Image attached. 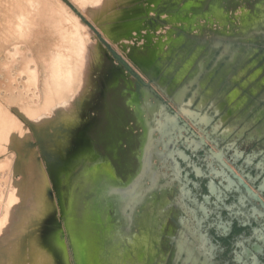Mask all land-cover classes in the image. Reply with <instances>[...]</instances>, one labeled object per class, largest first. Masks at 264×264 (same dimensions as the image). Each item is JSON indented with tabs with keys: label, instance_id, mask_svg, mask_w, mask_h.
<instances>
[{
	"label": "rangeland",
	"instance_id": "1",
	"mask_svg": "<svg viewBox=\"0 0 264 264\" xmlns=\"http://www.w3.org/2000/svg\"><path fill=\"white\" fill-rule=\"evenodd\" d=\"M94 1L0 0V264H61L60 245L67 264H203L177 184L162 189L155 175L130 230L118 204L99 197L139 173L144 135L131 102L135 75L152 80L144 69L160 70L157 83H188L183 95L202 122L223 111L222 97L224 114H232L224 128L264 126V0H97L101 23L83 11L95 10ZM201 84L215 101L194 89ZM63 112L73 125L61 123ZM76 128L83 143L73 151L81 153L65 162L53 140ZM178 162L188 187L201 183L203 203L208 184ZM203 229L206 243V221ZM233 229L230 237L211 233L228 253L248 228L235 222ZM231 261L214 255L207 263Z\"/></svg>",
	"mask_w": 264,
	"mask_h": 264
},
{
	"label": "bare ground",
	"instance_id": "2",
	"mask_svg": "<svg viewBox=\"0 0 264 264\" xmlns=\"http://www.w3.org/2000/svg\"><path fill=\"white\" fill-rule=\"evenodd\" d=\"M95 5H97V0L94 1V4H92L95 10H90V8L86 9L85 5H82L83 11L86 12V15L89 19L95 20L99 18L98 22L101 23L102 17L104 16L95 7ZM103 28L105 27L103 26ZM94 52L95 51H93V53L91 52L92 56H96L94 55L95 54ZM143 71L144 73L148 74L152 79L149 84H152V82H154L155 87L151 88L154 90V93L151 92L149 86L145 87L144 89L140 87L139 92L137 94L138 96H134L136 99L135 101L131 102L134 109L136 110V114L142 125L143 135H144L142 139L143 146L141 148L142 151L140 155L141 157H140L139 173L135 177V179H133L127 185H120L116 188L113 186H109V188L107 189L108 192L106 194L104 192L103 195L99 197V201L100 203H104L105 201H112V202L114 201L115 204H118L119 217L121 218V221L125 220L130 230L132 225L135 224V219L137 215L140 212L142 211L144 212L147 209V203H148L147 201L151 194V188L149 185L151 179L154 178L155 175L158 176L160 174L163 182L158 184L159 187L162 189H166L168 187H173V186L175 187L178 181L180 193H181L180 197H178V200L179 203H181V206L183 207L186 214H188L189 231L194 239V240L192 239L191 242L193 246L192 248L195 249L199 254L203 255V259L205 260L203 264H208L207 262L209 260V252L207 251L206 246L204 245L205 244L203 242L204 239L203 236L201 235V232H203L204 230L203 225L205 224V221L208 219V215H209L207 214V210H206L208 202H206L202 207V212L200 211V208L196 207V205L198 204L197 197L192 192V190L189 189L188 183L187 185H185L181 181V175L177 167V165L180 167V163H178V158L174 157L175 152L171 148V145H174L177 142L178 146L179 145L185 146L187 151L194 150L193 151L194 155H197V153L201 148L200 147L193 148L192 143H190L191 142L190 138L188 137L189 133H187L186 129H182L181 127L182 123H180L179 121H175L173 117L169 116L165 112V109L162 107V105H160L157 102L158 100L156 101L157 97H155V95L156 94L159 95L162 100H163V96H165L177 110L176 113L178 114L180 120L186 123L192 130H194L193 128H195L198 131V133L202 135L200 138L197 132L195 131L198 136L197 139L201 140L202 146L204 147V149L202 150H205L206 149L205 145H208V143H210L213 152L214 150H218L219 152L221 151V145L224 143V139H223L224 133L221 134L220 132L223 128V119L220 117V115L223 111H221L220 109V111L216 113L213 112L216 117H212L211 121L208 123L202 122L200 121V119L196 114L191 113L192 107L190 104L186 102L188 97L184 96L185 92L181 90L178 91L175 88V84H174L175 81H170V78L164 77L163 79H161L159 83H157V80L154 78L160 76L159 69L149 67V70L144 69ZM156 90H158V92H156ZM145 98H147L148 100ZM83 105H84V101L82 102L81 105L82 111H83ZM61 115H62V120H61L62 124L73 125L66 123L68 119L66 113L63 112L61 113ZM78 121L79 123L75 125H78L79 128L81 126L82 118L78 119ZM78 128H76L75 130L67 129L64 132L62 129L61 132H59L55 136V139L53 140L54 143H56V145L59 144L64 149L63 152L58 151V153L62 154L65 162H67L68 159H70V157L73 158V156L75 155L77 156L79 152L81 153V151L77 153L76 151H73V148L76 147L77 144L81 146V143H83V140L81 141H78L80 139L77 140L76 134ZM185 154L187 153L185 152ZM178 155L181 156L180 154ZM183 160L186 161V158H184ZM233 160L234 162L237 161V159H233ZM262 164L263 163H261V165ZM263 169H264V165H263ZM198 172L199 173L197 175L199 177L203 176V173L200 171V169L198 170ZM208 176L210 177V175H207V177ZM58 178H60L59 175H57V178L55 179L57 180ZM75 194H76L75 198L80 196L81 195L80 190L76 191ZM165 211H166L165 207H162V209H158V212L161 215H163ZM115 245H116V241L114 243V246ZM59 247H60V251H59L60 262L61 264H67L63 260V255H62L63 250L61 245ZM211 255H214V252H211ZM7 264H18V263L7 262Z\"/></svg>",
	"mask_w": 264,
	"mask_h": 264
},
{
	"label": "flooded vegetation",
	"instance_id": "3",
	"mask_svg": "<svg viewBox=\"0 0 264 264\" xmlns=\"http://www.w3.org/2000/svg\"><path fill=\"white\" fill-rule=\"evenodd\" d=\"M139 84L143 89L148 87L141 83ZM187 85L188 83L185 85V87ZM185 87L180 88L178 85L177 90L184 91ZM151 88L152 87L149 86V89ZM198 88H201L199 91H202L203 89V95L201 96H206L210 99L212 98L210 94L204 93L202 84L194 87V89ZM194 89L192 91H194ZM216 99L212 98L210 103ZM218 100L219 101L217 102H223L224 105V109L220 117L223 119V121L225 120V117H230L228 120H226V122H224L223 128L221 130V134L224 133V143L221 145V150H224L220 152L218 150H214V153H216L218 156V158H215L209 152V148L212 147L210 143H208V147L205 150H202L204 147L202 146L201 140L189 134L188 137L190 138V143H192L193 148L200 147L201 149L198 153L196 152L197 155H195V157L192 153L194 150H188V154H191L192 158L194 157V160L184 161L183 159H180V162L184 163L183 168H185L186 171L190 173V178H197L199 179V183L201 181H206V184H208L207 189L209 191L208 196L210 198H208L206 209L207 214H209L208 219L206 220V231L210 233L211 240H206L208 243L206 242L204 245L209 252V259H211V257L213 259V256L215 255L217 259H221L224 262L233 260V264H264L261 261V259L264 258V244H262L264 243V209L258 202H255L254 200L251 205L246 204L245 202H243L241 205L238 203V194H236V192L233 190L238 188L242 189V187L239 181L234 178L228 169V167L233 169L238 177L247 182L253 191L259 194V185L264 186V159L260 156L262 155L260 154V149L264 147V126L261 127L262 123L256 125V121L251 120L248 122L241 121L242 123L234 122L235 125L229 128H224L225 124L232 118V114L228 112L224 114L227 103L226 99L224 100L222 97H220ZM212 116L216 117L213 114ZM196 132L201 138L202 135L199 134L197 130ZM235 137L237 139H234ZM253 146L255 147L252 148ZM250 148H252V150H247ZM231 157L233 159H237L235 164L232 163ZM261 163L263 164L261 165ZM199 169L203 173V176L199 177L197 175L199 173ZM178 171L181 175V181L186 185L184 177L186 172L184 171L181 173V170L179 169ZM253 171H257V173ZM248 174L253 177V180L250 181ZM207 175H210V177H207ZM221 184L226 188H223ZM177 185L178 190H180L178 181ZM189 189L192 190L196 197L204 196V193H202L203 190L201 183L198 187L190 185ZM230 191H233V193L228 194ZM225 192L229 195L227 198H225ZM260 197L264 202V194L260 195ZM211 200L215 201L216 203L210 204ZM242 201L245 200L243 199ZM243 205L245 206L243 207ZM255 219L260 221V225H256ZM231 222H233V224L237 222L238 226L240 225L241 227L245 225L243 228L248 229L247 231H244L241 236L234 240V248H232V250L228 253L226 246L219 244L218 240H213L214 237L211 235V233L213 232V234L216 236L230 237L233 235L234 230L233 225H230ZM211 252H214V255H211Z\"/></svg>",
	"mask_w": 264,
	"mask_h": 264
},
{
	"label": "water",
	"instance_id": "4",
	"mask_svg": "<svg viewBox=\"0 0 264 264\" xmlns=\"http://www.w3.org/2000/svg\"><path fill=\"white\" fill-rule=\"evenodd\" d=\"M116 58L121 62L122 65H124V67L127 69V71H129L131 74L135 75L134 71L127 65V63L125 61H123L119 56L115 55ZM136 78L138 79L139 83L143 84L144 86H150L149 83H145L143 81V79L141 78V76L139 75H135ZM151 92L154 93V90L151 89ZM155 97H157L156 101L162 105V107L165 109V112L173 117V119L175 121H179L180 123H182V129H186L187 130V133L191 134L193 137L197 138V134L195 132V130H192L186 123H184L182 120H180L178 114L169 106V104H167L166 102H163V100L161 99V97L159 95H155ZM184 131V130H183ZM176 144V145H175ZM174 145H171V148L174 150L175 152V156L174 157H177L178 159H184L186 158V161H190V156H188L187 154H185V149L186 147H184L183 145H179L177 144V142L175 143ZM178 146V147H177ZM206 148L208 147V145H205ZM182 148V149H181ZM184 148V149H183ZM141 150V149H140ZM187 150V149H186ZM224 149H222L221 151H223ZM142 151V150H141ZM209 152L215 157V158H218V156L216 155V153L213 152V150L211 148H209ZM193 153V152H192ZM178 154H180L181 156H179ZM231 160H232V163L235 164L233 158L231 157ZM179 163V162H178ZM178 169H180V167L177 165ZM230 173L234 176L235 179H237L242 187V189L238 188V189H235L233 190L234 192H236V194H238V198H237V201L238 203L241 205L243 202H245L246 204H249L251 205L253 203V200L255 202H258L260 204V206L264 209V202L263 200L261 199L260 195H263L264 194V186L262 185H259L258 187V191H259V194L255 193L253 191V189L248 185L247 182H245L242 178L238 177V175L235 174V172L233 171V169H231L230 167H228ZM188 176V175H187ZM248 178L251 180H253V177L251 175L248 174ZM256 181V179H255ZM190 182V181H189ZM213 182V181H212ZM195 187L198 185L196 183L193 184ZM222 185V184H221ZM223 188H226L225 186L222 185ZM244 189V190H243ZM233 191L229 192L228 194H232ZM245 191V192H243ZM225 198H227V196H229L226 192H225ZM208 198H210L209 196L208 197H204V202L203 203H199V201H197V205L196 207L197 208H200V211L202 212V207L204 206V204L206 202H208ZM245 200V201H242V200ZM245 205H243L244 207ZM255 223L256 225H260V221L255 219ZM230 225L232 226L233 225V222L230 223ZM251 225V224H249ZM245 226V225H244ZM243 226V227H244ZM215 247V246H214Z\"/></svg>",
	"mask_w": 264,
	"mask_h": 264
}]
</instances>
